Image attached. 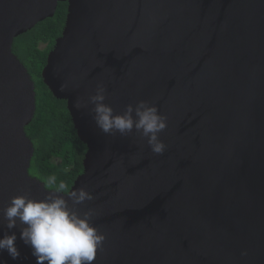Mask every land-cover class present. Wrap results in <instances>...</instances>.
<instances>
[{"label":"water","instance_id":"obj_1","mask_svg":"<svg viewBox=\"0 0 264 264\" xmlns=\"http://www.w3.org/2000/svg\"><path fill=\"white\" fill-rule=\"evenodd\" d=\"M59 2L41 78L86 145L70 189L91 193L77 207L106 237L93 264H264V0H0V237L20 251L0 262L36 264L3 212L51 191L28 173L35 91L12 44ZM99 82L114 113L145 100L167 117L163 155L74 107Z\"/></svg>","mask_w":264,"mask_h":264},{"label":"clouds","instance_id":"obj_2","mask_svg":"<svg viewBox=\"0 0 264 264\" xmlns=\"http://www.w3.org/2000/svg\"><path fill=\"white\" fill-rule=\"evenodd\" d=\"M105 93L104 83L99 82L87 103L78 100L74 107L79 110L92 105V119L104 135L126 137L135 130L146 138L155 155H163L166 145L159 134L167 127V117L157 106L139 100L135 106L128 104L121 113H114L113 108L104 102ZM44 187L51 191L42 199L27 195L10 198L3 212L5 227L10 231L21 225L19 238L30 247L36 264H93L106 237L93 224V210L82 212L77 207L92 200L93 196L83 187L70 189L63 181L57 183L55 175L46 178ZM16 240L15 232H5L0 237V252L6 251L12 260L20 257Z\"/></svg>","mask_w":264,"mask_h":264},{"label":"trees","instance_id":"obj_3","mask_svg":"<svg viewBox=\"0 0 264 264\" xmlns=\"http://www.w3.org/2000/svg\"><path fill=\"white\" fill-rule=\"evenodd\" d=\"M67 3L59 2L51 18L37 23L13 40L12 52L26 67L35 91V112L25 126L33 155L28 173L45 182L50 175L70 188L82 173L86 145L76 135L66 102L56 99L41 78V70L65 23Z\"/></svg>","mask_w":264,"mask_h":264}]
</instances>
